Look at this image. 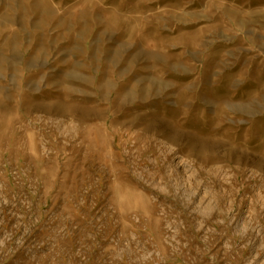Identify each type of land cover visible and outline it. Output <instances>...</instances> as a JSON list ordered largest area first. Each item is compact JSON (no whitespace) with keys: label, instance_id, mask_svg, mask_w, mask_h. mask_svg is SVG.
Segmentation results:
<instances>
[{"label":"rangeland","instance_id":"1","mask_svg":"<svg viewBox=\"0 0 264 264\" xmlns=\"http://www.w3.org/2000/svg\"><path fill=\"white\" fill-rule=\"evenodd\" d=\"M0 76V264H264V0H0Z\"/></svg>","mask_w":264,"mask_h":264},{"label":"crops","instance_id":"2","mask_svg":"<svg viewBox=\"0 0 264 264\" xmlns=\"http://www.w3.org/2000/svg\"><path fill=\"white\" fill-rule=\"evenodd\" d=\"M18 47V49H16V50H22V47H20L19 45L17 46ZM26 56V54H24V57ZM11 63V62H10ZM10 63H9V65H5V68H9L11 65H10ZM14 66L16 67V68H18V67H21L22 66V64L20 63V62H17L16 63V65L14 64ZM28 72V70L25 68V70L24 69H22V70H19V72H18V69L17 70H15L13 73H11V77L13 76V75H15V73L17 74V77L18 76H21V75H23V74H25V73H27ZM3 79H4V77H2V76H0V80L1 81H3ZM21 80V79H20ZM27 80H29L28 78L26 79V81ZM11 81H12V79H11ZM18 81V79L16 80V82ZM19 82V81H18ZM6 86V89H7V91L6 92H3V91H1L2 92V95L4 96V95H6V96H8V98L9 97H11L12 99H20L21 97H23V96H21V95H19V94H17V92L16 91H18V89L17 88H15V87H10L11 88V91L10 92H14V93H10L11 95L9 96L8 95V90H10V88L8 87V85H5ZM2 88H3V86H1ZM32 92H30L29 90H27V94L26 95H24V97H27V98H32V97H34L35 96V91L34 90H31ZM18 92H20V91H18ZM3 115H4V117H5V115H7L5 112L4 113H2Z\"/></svg>","mask_w":264,"mask_h":264},{"label":"bare ground","instance_id":"3","mask_svg":"<svg viewBox=\"0 0 264 264\" xmlns=\"http://www.w3.org/2000/svg\"><path fill=\"white\" fill-rule=\"evenodd\" d=\"M178 164V163H177Z\"/></svg>","mask_w":264,"mask_h":264}]
</instances>
